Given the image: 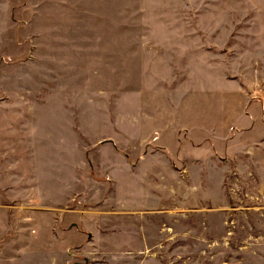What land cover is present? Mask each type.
<instances>
[{"label": "rangeland", "instance_id": "1", "mask_svg": "<svg viewBox=\"0 0 264 264\" xmlns=\"http://www.w3.org/2000/svg\"><path fill=\"white\" fill-rule=\"evenodd\" d=\"M147 97H155L148 110L164 137L177 140L178 127L202 120L181 136L192 150L200 152L188 139L227 133L252 145L232 162L221 159L229 167L222 192L214 187L223 174L201 177V162L188 155V210L180 193L170 214L145 209L148 253L162 264H264V0H0V153L19 147L28 184L61 173L68 180L76 170L73 205L93 208L110 178V154L168 152L144 134L127 135ZM238 104L253 105L240 112ZM253 114L256 142L245 131L252 124L243 127ZM21 137L26 145L10 143ZM140 159L129 169L141 173L140 163L143 184L156 187L159 167ZM177 174L169 184L178 187ZM11 263L4 249L0 264Z\"/></svg>", "mask_w": 264, "mask_h": 264}, {"label": "crops", "instance_id": "2", "mask_svg": "<svg viewBox=\"0 0 264 264\" xmlns=\"http://www.w3.org/2000/svg\"><path fill=\"white\" fill-rule=\"evenodd\" d=\"M239 94L237 90L231 92L233 97ZM147 98L146 105L142 100L139 101L138 125L136 124L134 131H131L132 126L128 125L130 128H127V135L136 134V137H140L144 134L154 145L166 148L168 152L146 153L141 159L138 154L123 152L110 154L105 159L110 162L111 169L108 171L110 178L104 181L106 184L102 185L101 197L93 208L84 209L73 205L76 199L78 205L81 193L78 171L76 174L75 170V174L68 180H65L61 173L51 179L42 177L40 186L39 182L32 184V180L28 184L29 172L27 166L25 169L21 166L25 159L22 157L23 154L17 152L19 147L11 148L8 153H0V254L4 249H8L13 258L11 264H18L29 258H40L42 264H162L160 257L148 253L149 236L144 222L145 209L155 208V212L170 214L173 211L171 207H176L175 197L180 193L184 195V206L181 207L188 210V155L191 161L201 162V177L223 174L221 183L214 187V191L222 192L229 167L221 166V159L227 157L232 162L238 154L251 152V143H245L241 134L236 136L227 133L220 137L219 141L212 139L211 135H206L196 141L188 139L187 143L196 145L200 152L192 150L190 146H185L186 143L183 144L181 136L188 137L190 131L199 129L202 120L193 125L183 123L178 127L177 140L174 135L165 138L163 130L160 129L164 124L156 120L153 113L148 110L151 102H155V97L151 100ZM247 105L238 104L235 111L241 112L244 110L241 106ZM254 107L255 114L258 107ZM260 112L261 110L258 113ZM254 114L247 118L243 127L252 124L245 131L248 134L253 129L255 133L252 135L256 142L261 125L257 119L258 114L255 116ZM142 117L144 119H141ZM262 135L263 145L260 147L264 148V132ZM26 141L28 142L26 137L12 138L10 143L20 146L26 145ZM127 142L128 139L123 138L121 145ZM190 149L191 152H188ZM7 157L12 162L4 163ZM134 159L151 161L154 168L159 167L158 170L162 174L160 176L163 178L158 180L156 187L143 184L141 178L145 169L140 167V163L137 164L136 172L141 173L135 175L133 169H129L136 168L135 164L130 163ZM174 159L183 165L179 171L172 165ZM221 171L223 173H220ZM177 173L184 178L178 187L169 184L170 178L178 175ZM33 176L36 175L33 173ZM136 216L138 218L134 220ZM162 225L160 224L161 227ZM12 230L14 235L10 237L11 242H8V246L3 245L8 238L6 233ZM74 250L80 252H73ZM79 256L86 262L75 260L80 259Z\"/></svg>", "mask_w": 264, "mask_h": 264}]
</instances>
